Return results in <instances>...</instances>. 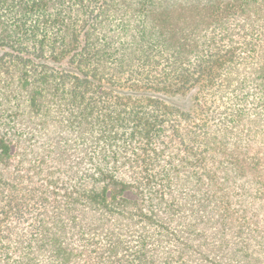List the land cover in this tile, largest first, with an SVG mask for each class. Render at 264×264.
I'll return each instance as SVG.
<instances>
[{"label": "trees", "instance_id": "16d2710c", "mask_svg": "<svg viewBox=\"0 0 264 264\" xmlns=\"http://www.w3.org/2000/svg\"><path fill=\"white\" fill-rule=\"evenodd\" d=\"M0 264H264V0H0Z\"/></svg>", "mask_w": 264, "mask_h": 264}]
</instances>
